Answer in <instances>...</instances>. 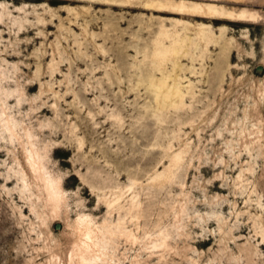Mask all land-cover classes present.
<instances>
[{
  "label": "rangeland",
  "instance_id": "obj_1",
  "mask_svg": "<svg viewBox=\"0 0 264 264\" xmlns=\"http://www.w3.org/2000/svg\"><path fill=\"white\" fill-rule=\"evenodd\" d=\"M117 1L0 0V96L21 134L27 126L41 146L50 147V170L72 177L65 185L69 215L50 232L20 197L23 150L0 127V264H50L49 247L69 264L76 239L72 224L89 217L100 226L108 212L99 210L103 191L130 186V174H137L145 186L144 191L135 187L145 209L144 247L160 244L162 236L170 247L164 253L157 250L158 258L151 259L152 250L119 239V248L109 245L116 264H264V24L206 22L216 42L205 62H199L203 53L193 46L197 62L182 59L176 72L187 78L183 87L191 82L197 92L186 111L196 116L202 139L184 127L179 137L191 144L188 162L173 184L149 189L148 177L155 169L164 170L157 164L168 145L173 143L175 150L183 146L172 139L188 116L183 111L178 121L170 112L160 129L153 118L140 119L151 98L136 86L137 79L150 69L146 56L161 22L170 30L174 18L192 26L202 22L146 11V0ZM182 1L264 15V0ZM201 66L208 76L220 67L221 82L210 86L208 76H195L193 69L200 72ZM167 68L172 71L170 64ZM112 113L123 117L122 129L108 120ZM207 116L210 129L200 125ZM249 131H254L252 139H243ZM256 135L261 137L258 143L243 147ZM158 137L161 147L153 149ZM204 166L209 170L203 172ZM214 182L218 189L211 191ZM230 235L233 239L226 241ZM204 241L207 245H200Z\"/></svg>",
  "mask_w": 264,
  "mask_h": 264
},
{
  "label": "bare ground",
  "instance_id": "obj_2",
  "mask_svg": "<svg viewBox=\"0 0 264 264\" xmlns=\"http://www.w3.org/2000/svg\"><path fill=\"white\" fill-rule=\"evenodd\" d=\"M109 1L113 3L119 2L117 0ZM132 1L134 0H123L121 3H131ZM204 1L207 2L211 0ZM143 5L146 11L168 14L174 17L195 19L202 22L201 24L196 23L192 26L191 23H186L174 18L171 21L172 30L168 29L164 22H161L158 32L152 42V47L146 56L149 60L150 69L146 74L137 79L136 86L139 89L143 88L151 98V102L146 103L143 107L144 112L140 115V119L153 118L155 126L160 129L164 124L168 123L170 112H174V114L177 115L176 119L178 121L181 120V112L185 111V114L188 116L186 121L179 123V130L174 139H172L173 141L183 143V146L179 150H175L173 143H170L166 148L162 161L157 164L159 166L162 165L164 170L159 172V170L155 169L153 175H146L147 177L149 176L147 179V187L149 189L156 188L157 190V188L163 189L167 184H173L178 170L188 162L187 158L191 144H189L188 140H181V137H179L183 128L191 127L192 131L197 133L200 140L202 139L198 132L200 127L196 126V116L187 112L192 108V106L187 107L188 100L195 99L197 92L191 82L189 86L183 87V82L187 80V78H181V76L176 73L177 67H182L178 63H180L182 59H192L193 62L196 61V59H193L192 55L194 52L193 46L200 48V52L203 53V56L198 57L200 59L199 62H205V54L207 55L209 48L215 45L216 42L213 39V29L209 24L212 25L213 23L220 22L225 24L258 25L261 23L264 24V15L254 10L242 9L240 11H235L216 4L188 3L182 0H146ZM70 12L74 11L70 10ZM206 22H209V24ZM180 26L181 32L179 29ZM188 32H192V36L188 35ZM223 32H225V30L221 28L220 33L222 34ZM225 58H227L226 53L223 56V59ZM54 62L53 60L52 65H54ZM169 64L172 66V71H169L167 68ZM204 68V66H201L200 72H196L194 68L192 73L195 76L200 75L202 77H207L208 75L205 73ZM186 70L187 69H184L182 72H186ZM56 71H58V68L53 70L52 76ZM158 73H160L161 77H158ZM0 75L3 76L1 73ZM223 75L224 72L219 67L215 74L208 76L210 78L209 85L213 86L215 82H221ZM31 89H33V87ZM221 90L222 87L219 91ZM21 93L23 96L24 93L22 91ZM42 93L44 94V92ZM224 95L225 94H223V96ZM7 99H9V96H7L6 100ZM54 108L57 109L58 105L55 104ZM34 110H38V108ZM88 114L92 120L95 119L96 116H92L91 112ZM203 114L205 115L206 113ZM108 120L117 123L121 129L124 127V119L121 114L112 113L108 116ZM200 125H205L207 129L213 126L210 125V118L208 116L201 120ZM0 127L4 133L8 134L11 143L17 142L23 150L24 165L18 162L22 168L21 174L23 181L20 197L29 202L31 212L37 216V219H39L41 223V227H45L46 230H50L51 232L52 225L61 221L64 216L68 217L69 215V204L68 197L65 193V185L72 177L64 178L63 176L55 175L50 170V147L46 145L41 146L40 142L38 143L36 140L37 136L33 133V129L27 126L23 130L24 134H21L18 122L8 114V107L1 96ZM203 131L206 132L204 127ZM253 136L254 131H249L243 139H252ZM260 140L261 137L256 135L254 140L244 143L243 147L248 150L250 146L258 143ZM80 144L82 149L85 146L84 140H82ZM156 147H161V139L159 137L155 139L152 145L153 149ZM59 149V147L54 149V155L59 152ZM165 160H167L168 166L164 163ZM221 161L224 162V160ZM207 170H209V168L204 166L203 172ZM15 173L18 174L17 172ZM221 177L222 175L219 174L216 176L218 179ZM239 179L241 178L239 177ZM86 181L83 179L84 183H87ZM129 181L131 185H126L127 187L125 188L108 186V192L106 193V190L103 191L105 195L103 198H100L99 210L107 208L108 212L105 221L100 226L96 225L95 220L89 217L81 218L72 224V233L76 239L73 240V247L68 257L69 264H98L101 262L107 264L111 261L113 264H116L114 262L115 256L109 253V245H115V248H119V242L121 240L130 242L133 247L145 246L143 243L144 239L147 237V232L142 231L144 227L143 219H145V209L143 202L140 200L141 191H135V187L144 191L145 186L144 182L137 174H130ZM181 186L184 187V184ZM210 187L211 191L218 189L217 183ZM131 192V198L129 197L130 199L127 200V194ZM27 193H29V196H27ZM124 202H126L125 205L123 204ZM209 204L214 206L211 202ZM174 209L175 208H172V211H174ZM180 213L181 212H179L177 217L180 216ZM31 225L34 226L35 223L32 222ZM141 234H143V236H141ZM150 238L151 237H149L148 242ZM232 239L230 235V238L226 241H231ZM207 242L208 241L201 242L200 245H207ZM168 243V238L162 236L160 238V244L152 242L151 246H146L144 248L152 250L149 255L151 259L158 258L156 251L161 250L164 253L166 250H169L168 248L170 245ZM46 248L48 249L47 246ZM48 251L51 252H49L51 254L49 260L50 264H63V260L59 257L60 254L54 253L52 247H49Z\"/></svg>",
  "mask_w": 264,
  "mask_h": 264
}]
</instances>
